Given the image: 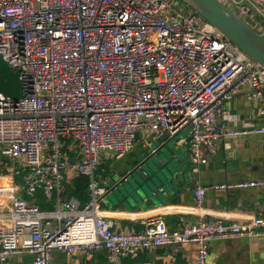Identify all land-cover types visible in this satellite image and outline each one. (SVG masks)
Segmentation results:
<instances>
[{"label": "built area", "instance_id": "2783aa9c", "mask_svg": "<svg viewBox=\"0 0 264 264\" xmlns=\"http://www.w3.org/2000/svg\"><path fill=\"white\" fill-rule=\"evenodd\" d=\"M244 1L226 0L245 12ZM251 1L264 14V0ZM0 54L23 84L18 100L0 94L1 264L23 253L53 264L56 251L79 250H107L119 264L143 248L183 243L197 245V264H209L212 240L264 235V217L170 229L158 214L119 232L102 212L101 155L128 154L138 132L159 139L188 129L194 173L222 138L264 137V66L182 0H0ZM244 87L260 105L239 125L224 108ZM71 173L90 176L83 207L65 195ZM248 188L264 192V174L198 185L194 199L201 207L209 189ZM38 193L56 207L24 198Z\"/></svg>", "mask_w": 264, "mask_h": 264}, {"label": "crops", "instance_id": "0c3cea01", "mask_svg": "<svg viewBox=\"0 0 264 264\" xmlns=\"http://www.w3.org/2000/svg\"><path fill=\"white\" fill-rule=\"evenodd\" d=\"M225 3L226 0H223ZM228 4V3H227ZM229 5V4H228ZM245 12L235 9L251 26L264 36V14L251 1H244ZM250 87L239 89L225 103V111L237 115L239 125L251 122V114L258 109L257 99H249ZM254 121V120H253ZM263 119L257 121L262 123ZM142 133V132H141ZM137 137L135 147L128 154L116 158L113 154H102V163L95 169V178L101 185L109 189L102 201V212L114 220V228L119 232L138 231L143 221L151 215H162L170 229L199 220L230 222H246L254 217H264V192L259 188L216 190L209 189L201 207L196 206L194 191L198 185L209 186L217 182L239 181L260 177L264 174V137L259 134H243L222 138L215 150H206L208 162L200 166L194 173L196 164L190 146V136L182 131L172 140L160 142L153 135L143 133ZM141 140V141H140ZM175 141V145H173ZM157 144L156 147H153ZM153 154L157 156L153 161ZM147 161V182H153L152 201L148 205H139L130 193L118 191L128 173L142 162ZM106 163V164H104ZM67 184L73 186L69 174ZM89 181H90V176ZM166 178L162 192L160 184L154 180ZM89 183V182H88ZM79 183L75 189L81 191ZM158 184V185H157ZM68 198H75L81 207L92 199L90 186ZM24 198L36 203L43 209H54L55 198L44 194L28 195ZM8 203V202H6ZM209 264H264V235L255 237L219 238L210 242ZM1 264V263H0ZM7 264H34L32 255L28 253L12 255ZM53 264H113L107 250L93 252L79 250L75 252L56 251ZM119 264H197V245L194 243L171 244L157 248H143L135 255L122 256Z\"/></svg>", "mask_w": 264, "mask_h": 264}, {"label": "water", "instance_id": "95a60500", "mask_svg": "<svg viewBox=\"0 0 264 264\" xmlns=\"http://www.w3.org/2000/svg\"><path fill=\"white\" fill-rule=\"evenodd\" d=\"M189 7L201 14L211 22L218 30L225 34L235 44H237L246 54L264 66V36L242 18L232 5H228L223 0H184ZM0 94L18 100L23 95V84L20 73L13 69L0 54ZM139 132L136 137H139ZM160 142L171 141L168 135L158 139ZM147 161L135 165L128 173L121 186H115L118 191H125L132 195V199L142 207L152 201L154 188L153 182H147L148 174L144 168ZM155 178V182L160 184L162 192L165 193L166 178ZM157 184V185H158Z\"/></svg>", "mask_w": 264, "mask_h": 264}, {"label": "trees", "instance_id": "16d2710c", "mask_svg": "<svg viewBox=\"0 0 264 264\" xmlns=\"http://www.w3.org/2000/svg\"><path fill=\"white\" fill-rule=\"evenodd\" d=\"M88 179H89L88 175H85V174L74 175L72 177L73 186L70 185L69 183L68 184L66 183L65 195L71 196L70 193L71 194H77L81 191L83 192L85 190V187H87L89 185L88 182H90V181ZM76 183H79L78 186H81V191L75 189L77 186L75 187L74 184H76ZM39 194H42V193H38L36 195H39Z\"/></svg>", "mask_w": 264, "mask_h": 264}, {"label": "rangeland", "instance_id": "374dc122", "mask_svg": "<svg viewBox=\"0 0 264 264\" xmlns=\"http://www.w3.org/2000/svg\"><path fill=\"white\" fill-rule=\"evenodd\" d=\"M182 1H183V2L189 7V5H188L184 0H182ZM184 130H187V131H188V129H184ZM141 135L143 136V132L141 133ZM140 141H141V140H140ZM172 144L175 145V144H176L175 141H173ZM156 145H157V144H154L153 147H156ZM104 154H106V153H104ZM156 158H157V156H156L155 154H153V161H152V162H155V161H156ZM103 159H105V158H103V157L101 156L100 163H102ZM104 164H106V163H104ZM144 168H145L146 170H148L147 166H144ZM17 181L20 182V183H22V182L24 181V175H19V176L17 177ZM3 210H5V207H4V206H3Z\"/></svg>", "mask_w": 264, "mask_h": 264}]
</instances>
